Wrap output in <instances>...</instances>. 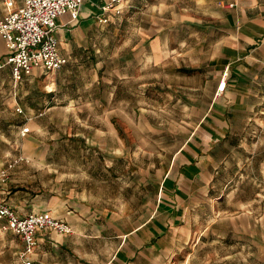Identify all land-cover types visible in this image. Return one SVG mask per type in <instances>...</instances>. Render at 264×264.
Returning <instances> with one entry per match:
<instances>
[{
	"label": "crops",
	"instance_id": "crops-1",
	"mask_svg": "<svg viewBox=\"0 0 264 264\" xmlns=\"http://www.w3.org/2000/svg\"><path fill=\"white\" fill-rule=\"evenodd\" d=\"M105 1H84L76 22L68 23L67 14L58 17L59 50L67 58L60 68L47 72L35 68L15 83L11 66L0 67V126L21 129L29 123L34 128L44 116L60 114L74 117L73 122L124 121L113 116L117 114L112 112L110 99L86 96L91 101L80 103L83 96L71 87L78 77L74 69L78 60H96L94 52L81 47L94 41L93 30L103 24L96 16ZM19 4L20 0H15V7ZM6 11L0 0V14ZM115 19L118 24L111 28L119 26L124 36L130 31L134 37L129 41L135 44V95L140 92L142 98L146 83L159 87L166 83L177 92L176 100H182L186 110L178 118L183 125L175 136L180 141L156 168L155 178L149 174L135 184L134 198L95 193L84 187L81 179L76 180L79 184L71 182L69 189L52 188L61 187L62 180L47 184L49 189L45 184L19 186L14 184V169L30 158L23 148L22 153L7 157L13 145L2 152L0 168L19 155L23 157L1 188L4 199L19 215L46 210L71 227L70 232L38 230L36 245L28 256L31 264H193L202 247L199 242L214 219L224 215L236 221L240 217L214 214L218 213L214 203L223 195L214 191L228 185L217 175L230 154L228 140L235 125L249 124L254 108L264 100V0H126L121 12L110 15L108 21ZM6 52L0 35V61ZM144 68L154 71L147 81L143 80ZM159 68L165 69L161 74L167 77L166 82L159 78ZM104 71L90 73V85L96 84L95 89L106 81ZM124 72V68L106 72L107 81L114 82L110 98L116 97V84L128 76ZM223 77L226 84L218 91ZM0 137L10 143L13 138L2 133ZM106 181H111L108 176ZM124 185L127 188V183ZM209 202L212 211L206 212ZM1 224L2 220V231L19 241L13 248L16 256L12 264H24L19 256L23 249L20 237L3 230ZM203 264H207L206 257Z\"/></svg>",
	"mask_w": 264,
	"mask_h": 264
},
{
	"label": "rangeland",
	"instance_id": "rangeland-1",
	"mask_svg": "<svg viewBox=\"0 0 264 264\" xmlns=\"http://www.w3.org/2000/svg\"><path fill=\"white\" fill-rule=\"evenodd\" d=\"M115 24L118 19L99 25L93 30L94 41L81 47L94 52L96 60H78L79 66L74 67L78 77L71 87L83 96L80 103L91 101L86 96L110 99L112 112L117 114L113 116L124 121L73 122L74 117L64 114L47 115L34 128L19 122L20 126H28L29 132L18 136L15 132H20V127L0 126V134L13 136L11 143L8 138L0 137V159L2 152L12 145L14 149L7 157L22 153L20 148H23L25 156L30 158L15 167L14 184L22 187L45 184L49 189L51 186L47 184L62 180L61 187L52 188L69 189L71 182L79 184L76 180L81 179V184L95 193L134 198L135 184L149 174L155 178L156 168H160L164 157L177 146L180 139L175 136L183 125L178 118L186 110L181 106L182 100H176L177 92L166 83L160 87L146 83L142 98L140 92L135 95V44L129 41L130 31L124 36L123 28L110 27ZM118 68H124L128 76L116 84V97L110 98L114 82L107 81L106 72L113 73ZM98 69H105L106 81L95 89L96 84L90 85V73ZM164 70L159 68V78L164 77L166 82L167 77L162 76ZM153 72L144 68L143 80L151 79ZM249 122L235 125L228 140L230 154L217 175L220 182L228 185L214 191L215 195L223 193L221 199H216L218 203H214L218 211L214 214L233 213L240 217L236 221L224 215L215 218L205 239L199 242L202 247L193 264H203L205 257L207 264H264V100L254 108ZM107 176L110 182L106 181ZM131 203L137 205V202ZM204 210L211 212L212 204L209 202ZM18 243L9 232L0 229V264H12L16 256L13 248Z\"/></svg>",
	"mask_w": 264,
	"mask_h": 264
},
{
	"label": "built area",
	"instance_id": "built-area-1",
	"mask_svg": "<svg viewBox=\"0 0 264 264\" xmlns=\"http://www.w3.org/2000/svg\"><path fill=\"white\" fill-rule=\"evenodd\" d=\"M7 11L0 14V35L5 40L6 55L0 61V67L5 64L11 66L12 76L16 82L29 74L35 68L44 71H54L66 63L67 58L60 53L56 35L58 17L69 15L68 23L76 22L81 5L86 0H20L15 7V0H1ZM126 0H106L100 5L97 21L106 23L112 14L118 15ZM226 84L221 78L218 91H222ZM21 112V108H16ZM29 131L28 126L22 125L20 134ZM23 159L22 156L9 160L0 168V220L1 228L17 234L23 249L19 256L24 264H31L29 255L36 245V232L42 228H50L58 232H70V225L49 211L28 212L19 215L17 211L4 199L1 188L9 180L13 167Z\"/></svg>",
	"mask_w": 264,
	"mask_h": 264
}]
</instances>
